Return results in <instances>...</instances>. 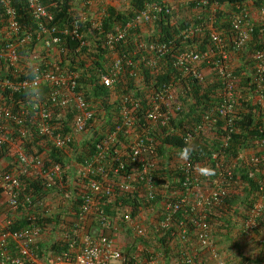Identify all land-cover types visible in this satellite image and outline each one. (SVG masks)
<instances>
[{"label":"built area","instance_id":"2783aa9c","mask_svg":"<svg viewBox=\"0 0 264 264\" xmlns=\"http://www.w3.org/2000/svg\"><path fill=\"white\" fill-rule=\"evenodd\" d=\"M25 3L33 26L21 22L12 0H0V62L5 63V67L0 68L4 72L3 76L0 73V201L4 206L0 216L5 218L0 221V264H155L157 261L164 264L167 260L165 245L160 249L138 245L135 252L127 255L125 250L129 245L119 241L127 235L146 239L149 233L151 239H169L166 247L178 252L175 264H202L203 259L193 246L209 255L212 264H229L213 237L208 214L223 203L230 187L240 185V177L233 175L230 168L220 173L211 187H205L206 169L196 168L188 158L195 138L208 125L216 127L220 119L226 127L222 138L225 148L233 132L234 119H238L240 77L229 64L224 38L214 28V21L207 26L200 24L182 30L183 38L200 36L207 30L210 44L204 51L188 45L177 52L171 66L180 73L174 75L172 81L154 86L141 98H132L133 93L121 96L115 131L104 136L93 155L82 164L78 165L70 154L65 167L60 163L47 165L44 160L53 149L66 152L72 147L75 150L88 139L95 126L96 112L78 90L79 71L61 67L55 61L48 64L42 54L56 51L64 35L84 45L82 24L88 18L81 13L70 28L60 27L54 23V16L42 0H25ZM113 3L112 0H85L86 12L97 13L94 29L101 28V19ZM188 6L196 10L209 8L213 13L219 8L212 0H182L177 6L170 0L149 3L129 22L107 33L106 45L114 51L117 45L125 44L133 30L147 32L159 13L171 15ZM258 10L263 27V48L254 54L259 87L264 82V5ZM232 28L236 34L233 49L242 51L255 32L248 3L239 8ZM172 43L151 41L142 46L152 55L146 65L153 69L165 60ZM31 45L34 49H30ZM127 58L118 54L112 56L108 72L100 76L103 86L111 89L120 82L124 65H132ZM204 68L215 71L221 82V103L194 131L185 134L184 148L178 159L185 178L183 191L176 193L169 183L157 185L155 173L159 160L153 157L147 142H152L153 131L168 129L177 118L183 108L180 98L186 96L183 81L192 78L204 82ZM130 75L136 77L134 72ZM257 93L262 99L261 93ZM17 94L21 98L13 99ZM112 98L117 100L119 96L114 93ZM260 133L257 150L247 165L249 177L260 174L263 179L258 183L256 199L241 227L245 239L253 238L260 231L259 221L264 222V126ZM119 134L123 135L122 139ZM170 134L166 132V136ZM115 143L117 146L111 148ZM239 160H244L243 155ZM128 166H131L130 174L117 180ZM65 171L71 172L67 183ZM23 177L40 181L47 188L57 183L62 205L72 213L73 224L69 229L55 236L56 231L40 225L36 217L23 228L11 229L13 221L8 215L19 214L33 205L41 208L50 205L48 197H35L25 191ZM134 193L141 204L137 212L123 202L131 200ZM110 203L112 211L107 212L105 206ZM180 211H184L186 217L177 221L175 215ZM52 214L53 209H45L41 216L50 218ZM47 236L66 243L67 250L59 255L49 253L43 259L38 257L33 246ZM258 242L264 245V237Z\"/></svg>","mask_w":264,"mask_h":264},{"label":"trees","instance_id":"16d2710c","mask_svg":"<svg viewBox=\"0 0 264 264\" xmlns=\"http://www.w3.org/2000/svg\"><path fill=\"white\" fill-rule=\"evenodd\" d=\"M42 1L46 9L54 16V23L60 27L70 28L74 18H77L81 13L86 14L88 18L82 24V31L85 33L84 45L72 39L70 35H64L56 51H47L46 55L42 54V56L45 57L48 64L55 61L61 67H69L79 71L78 90L84 93L85 98L93 104L96 112L95 126L88 139L78 145L75 150L72 147L69 148L70 151L66 152L53 149L44 160L47 165L60 163L66 167L71 155L74 156L78 165L89 159L93 155L96 145L104 136L115 131L121 104L120 97L124 95L131 96V93H133L132 98H141L145 91L152 89L154 86L157 87L160 83L172 81L174 75L177 76L180 73V70L171 66V61L177 52L188 45L191 47L196 46L198 50L204 51L206 46L210 44L207 30H204L200 36L195 35L193 38H183L180 36V32L194 25L207 26L214 21V28L224 38L225 50L230 59L229 61L237 63L235 74L242 75L241 83L238 86L240 91L238 95L239 106L236 111L238 119H234L233 132L225 148L222 147V138L226 133V127L225 123L220 119L216 127L211 128L208 125L206 130L195 138L190 146L188 158L196 168L206 169L205 172L208 177H203L205 187H211L213 181L219 178V174L226 172L230 168L233 175L240 177V185L230 187L231 191L223 200V203L220 206L213 207L208 214L209 222L218 229L219 233L231 234V230L234 233L233 235L231 234L232 236L223 235L224 239L231 242L234 239L235 243L236 240H240V235L242 234L234 232V225L239 223L241 214H244V219L248 216L250 208L256 199L258 183L263 179L260 174L254 175L253 178L249 177L250 167L247 163L250 165V160L257 150V143L262 136L260 128L264 126V110L261 109L260 103L257 104L254 101V94L257 91L261 93L264 99V82L258 87L256 82L257 75L254 69L256 66L254 54L257 50L263 48V27L259 20L258 8L264 4V0H212L219 7L216 12L213 13L209 8L196 10L189 7L188 13L183 18L178 13L171 15L159 13L154 25L149 26L147 32H141L137 29L133 30L125 44L117 45L114 51H110L106 45V34L113 32L117 26L129 22L146 4L162 3V0H112L115 3L125 1L127 7L119 10L113 5L109 6L106 15L101 19V28L99 29L93 28L94 22L97 20V13L86 12L85 0ZM245 3L249 4L255 32L248 45L242 51L236 52L233 49L236 34L232 28V21L238 14L239 8ZM12 5L17 10L21 22L33 24V19L25 0H12ZM96 12L99 11L97 10ZM151 41L173 42L167 58L153 69L146 65L152 55L142 48V46L144 47L145 44ZM30 49H34L32 45ZM114 54L127 56V60L132 65L128 63L124 65V73L120 78V82L109 89L101 84L100 76L108 72ZM4 67L5 63L1 61V70ZM130 72H134L136 77H132ZM0 73L3 76L4 72L0 71ZM137 78H139V82H137ZM183 89L186 91V96L180 98L183 104L182 111L175 120H172L168 129L158 128L153 131L151 134L152 142L150 140L147 142L153 157L156 161L159 160V166L155 173L157 185L161 186L169 183L170 188L175 190L176 193L183 191L182 181L185 178L183 171L178 166V159L181 150L184 148L183 138L186 133L194 131L208 113L215 110L216 106L221 103L222 97V85L213 70L206 76L204 82L192 78L186 79L183 81ZM114 93L119 96L117 100L112 98ZM5 96L10 99L8 94ZM14 98L18 100L21 95H14ZM167 131L171 134L166 136ZM122 138L123 135L119 134V139ZM116 146L117 144L115 143L111 148ZM247 151H251L252 154L249 157L246 156L244 159L246 162L239 160L240 155L247 153ZM214 154H217V159H214ZM233 165L235 166L234 169ZM130 172L131 166H128L126 171L122 173L123 175L117 180H121L124 174L128 175ZM70 173L65 171V183L69 181ZM22 181L25 184L26 192L31 195L34 194L35 197L49 198L53 196V204L50 203L45 208L33 205L19 214L8 215L13 221L11 229L15 230L29 225L32 217H36L38 223L43 227L51 228L57 233L65 231L72 226V213H68L69 209L67 210V207H63V199L58 195L56 182L53 183L51 188H47L37 180L23 177ZM227 183H230V181ZM133 195L131 200H123V202L131 206L134 212H137L141 204H139L138 198L135 196L137 194L134 193ZM111 205L112 203L105 206L107 212L112 211ZM45 209H53L52 217L45 218L41 216ZM175 217L177 221L182 220L185 219L186 214L184 211H180ZM259 223L260 231L256 232V234L261 233L264 235V222L259 221ZM128 236L132 237L131 235ZM150 236L149 233L148 237ZM148 237L146 239L136 238L135 245H129L126 248L125 252L127 255L135 252L139 244L150 247L148 240L151 238ZM167 240L169 241V239H158L154 242H156V247L165 245L163 250L167 255L178 254L176 249L170 250L168 249L169 246L166 247ZM262 248L264 250V246ZM33 250L38 257L43 259L49 253L59 255L66 251L67 244L47 236L42 237L35 243ZM200 255L199 253L198 257ZM242 260L241 264H264V259L253 261L243 257Z\"/></svg>","mask_w":264,"mask_h":264},{"label":"rangeland","instance_id":"374dc122","mask_svg":"<svg viewBox=\"0 0 264 264\" xmlns=\"http://www.w3.org/2000/svg\"><path fill=\"white\" fill-rule=\"evenodd\" d=\"M170 1L176 3V6H177L178 3L181 2L182 0H170ZM112 5L115 6L119 10L127 7V4H126L125 1H122V2H119V3H115L114 2ZM189 7H191V6H188L186 8L183 7V10L182 11L180 10L177 13L181 14V17L183 18L188 13ZM248 7H249V4H248ZM148 28H147V30H148ZM230 65L232 66L233 69H235L236 64L233 66L231 64V62H230ZM254 98H255L254 101H256L257 104H258V101H259L260 104H264V99L263 98L261 99V97H260V95L258 93L254 94ZM47 202L49 204L50 203L53 204V196H50L48 198ZM3 210H4V206L2 205V203L0 201V214H3V212H2ZM243 215L244 214H241V217H240L242 222H241V220L239 218V223L234 225L233 229H235L234 232L236 234L237 233L241 234V227H242L243 221L245 220ZM212 227H213V231H214V229H216V227H214V226H212ZM216 230H218V229H216ZM231 232H232V230H231ZM56 233L57 232L54 233L55 236H56ZM216 235H218V237H219V239L215 238L216 242H217V245H218L221 253L224 255V258L226 259V261H228L230 264H239V262H237V256L235 257V253L236 254L241 253V255H243V257H247V258H249L250 260H253V261L257 260V259H264V257H263L264 250H262L263 246L258 242L259 239L264 237V235H262L261 233L255 234L254 237L250 238V239H245L242 235H240L241 239L240 240H236V243H235L234 239L232 240L233 242H231V241H229L227 239H224V236H223V235H225L224 232L223 233H219L218 232V233H216ZM260 236H262V237H260ZM45 239H48V238H45ZM54 239L56 240L55 237H53V240ZM119 241H120V243H123L124 245H126V244L127 245H135V243H136L135 237L134 236L130 237L128 235L125 238H120ZM154 241H155V239L148 240V243L150 244V246H153V247L156 246V243ZM234 243H235V246H234ZM139 245L142 246V247L144 246V245H141V244H139ZM236 245L238 246L237 248H236ZM206 256H209V255L206 254ZM170 257H172V258H170L171 260L173 258H176L174 256V254H172ZM205 259H206V263L204 262L203 264H210L209 257L208 258L206 257Z\"/></svg>","mask_w":264,"mask_h":264},{"label":"crops","instance_id":"0c3cea01","mask_svg":"<svg viewBox=\"0 0 264 264\" xmlns=\"http://www.w3.org/2000/svg\"><path fill=\"white\" fill-rule=\"evenodd\" d=\"M252 3V2H251ZM264 5V4H263ZM145 30V29H144ZM230 60V59H229ZM229 63H230V61H229ZM231 64L234 66L235 64H237L236 62H234V63H232L231 62ZM240 65V64H239ZM237 66V65H236ZM204 70H205V73H206V76L210 73V70L209 69H207V68H204ZM258 103H259V101H258ZM260 107H261V109L262 110H264V104H260ZM252 153H251V151H247V153H243L242 155H243V158L245 159L246 158V156H250ZM3 220H5V218H4V216H0V221L1 222H3ZM215 233V234H214ZM216 233H218V230H216V229H214V231H213V234L215 235V238L216 239H219V237H218V235H216ZM231 234L233 235L234 233L233 232H231ZM231 234H226L225 233V236H227V235H231ZM231 235V236H232ZM217 236V237H216ZM159 248V247H158ZM160 249V248H159ZM171 250H173V249H171ZM169 257H168V260H170V256L171 255H168ZM237 256V262H239V264H241L242 263V258H243V255H241V253H239V254H236L235 253V257ZM168 260H165V262L167 263L168 262ZM155 264H160L159 263V261H157V263H155Z\"/></svg>","mask_w":264,"mask_h":264},{"label":"clouds","instance_id":"9594fccd","mask_svg":"<svg viewBox=\"0 0 264 264\" xmlns=\"http://www.w3.org/2000/svg\"><path fill=\"white\" fill-rule=\"evenodd\" d=\"M247 46V45H246ZM245 46V47H246ZM255 60V59H254ZM256 62V61H255ZM230 64V63H229ZM256 67V66H255ZM255 69V68H254ZM235 70V69H234ZM255 72H256V70H255ZM237 76H239L240 77V80H239V83L238 84H240V82H241V79H242V75H237ZM239 86V85H238ZM212 232H213V227H212ZM241 234H242V231H241ZM213 237H214V239H215V236H214V234H213ZM215 241H216V239H215ZM217 243V242H216ZM262 245V244H261ZM218 246V245H217ZM262 246H264V245H262ZM193 248H194V250H195V252H197L198 254L200 253L201 255L199 256V258H202L203 260L201 261L202 262V264L205 262L206 263V257L208 258L209 256H206V254L204 253V254H202L201 253V251H199V250H197L196 248H195V246H193ZM221 252V251H220ZM176 258H173L172 260L170 259V260H168V255L166 254V259L168 260V262L166 263V262H164V264H175V261L177 260V258H178V255L177 254H175L174 255ZM172 258V257H171ZM209 260H210V264H212V261H211V259L209 258ZM160 264H163L162 262H159ZM230 264V263H229Z\"/></svg>","mask_w":264,"mask_h":264}]
</instances>
